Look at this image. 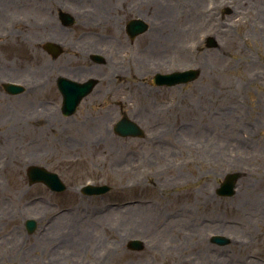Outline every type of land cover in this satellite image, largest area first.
Masks as SVG:
<instances>
[{"label":"rangeland","instance_id":"1","mask_svg":"<svg viewBox=\"0 0 264 264\" xmlns=\"http://www.w3.org/2000/svg\"><path fill=\"white\" fill-rule=\"evenodd\" d=\"M61 9L76 22L64 26ZM133 17L150 27L131 39ZM45 41L64 52L52 56ZM187 68L200 70L192 81L152 83L156 72ZM59 75L100 79L72 115L60 109ZM6 80L24 92L5 91ZM123 112L145 136L113 130ZM30 164L58 172L67 188L30 184ZM231 171L242 173L237 191L221 196ZM87 181L112 190L82 195ZM129 199L138 202L117 204ZM29 217L34 232L22 225ZM66 221L91 223L82 226L93 239L65 243ZM135 237L143 249L128 246ZM50 261L264 264V0H0V262Z\"/></svg>","mask_w":264,"mask_h":264},{"label":"bare ground","instance_id":"2","mask_svg":"<svg viewBox=\"0 0 264 264\" xmlns=\"http://www.w3.org/2000/svg\"><path fill=\"white\" fill-rule=\"evenodd\" d=\"M180 52H181V50H180ZM183 128H184L183 131L189 130V129L191 130L192 126H186L185 125ZM236 139L241 144L247 142V141L245 142V140L242 139V138H236ZM25 205L22 207V209H25L26 207L29 208V206L25 207ZM60 216L61 215H59L58 217L55 218V220L53 221V223L51 225V228H53L54 226H58L60 224V218H59ZM103 216H106V215L105 214H99V216L95 217L94 219H100ZM89 219H90V221H93V217H90ZM67 220H69V219H67ZM66 222H68L67 224H71L70 226H72L74 229H73V231L70 230V233H72V234L62 233L61 239H63L65 241V243H70V244L74 245L75 247H78L82 243H87L88 244L93 239L92 234L87 233V232L85 233V230L83 228L84 225L85 226L91 225V223L84 222V224H83L82 221H80L78 223H75V222L70 223V221H66ZM49 236L50 235H47L46 238H43V240L48 241L50 239ZM38 244L39 243H37V245ZM35 247H37V246H35ZM20 253L23 254V250H21Z\"/></svg>","mask_w":264,"mask_h":264},{"label":"water","instance_id":"3","mask_svg":"<svg viewBox=\"0 0 264 264\" xmlns=\"http://www.w3.org/2000/svg\"><path fill=\"white\" fill-rule=\"evenodd\" d=\"M141 29V26L139 25V23L137 22H134V24H132V27H131V30L133 32H137ZM189 73H185L183 75L181 74H173V75H170L168 77L172 78L171 81H176V80H179V79H186L188 76ZM68 86V85H67ZM66 86V88H67ZM11 89H13L11 87ZM69 90V88H67ZM127 127L129 129H132V127L130 125H127ZM126 127L125 126H121V129L122 131L124 132H127L128 130L125 129ZM237 177V174H230L227 176L226 178V181L223 183L220 191H222L223 193H232V186L234 184V181ZM32 179H45L46 181H48L50 184L53 183V175H50V173L48 172H45L44 170L42 169H38V170H35L32 174Z\"/></svg>","mask_w":264,"mask_h":264}]
</instances>
